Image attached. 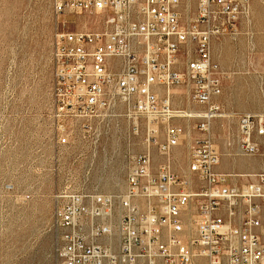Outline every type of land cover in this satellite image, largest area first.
Segmentation results:
<instances>
[{"label": "built area", "instance_id": "2783aa9c", "mask_svg": "<svg viewBox=\"0 0 264 264\" xmlns=\"http://www.w3.org/2000/svg\"><path fill=\"white\" fill-rule=\"evenodd\" d=\"M52 7L57 144L70 151L86 144L93 165L101 142L117 138L104 142L105 161L125 148L127 170L119 194L58 196L60 264H264V173H218L222 154L210 134L227 117L218 100L231 78L214 64L212 45L253 37L251 0H196L189 21L188 0H52ZM68 16H96L103 26L71 32ZM181 87L203 112L174 108L170 90ZM182 119L200 120L206 135L189 148L191 181L172 170L173 150L188 139L175 123ZM135 139L144 151L134 152ZM238 141L239 155L264 156V114L238 117Z\"/></svg>", "mask_w": 264, "mask_h": 264}, {"label": "rangeland", "instance_id": "374dc122", "mask_svg": "<svg viewBox=\"0 0 264 264\" xmlns=\"http://www.w3.org/2000/svg\"><path fill=\"white\" fill-rule=\"evenodd\" d=\"M184 9L189 21L196 0ZM253 37L221 38L213 42V62L231 75L218 100L227 117L217 119L211 137L222 154L218 173H264V156H241L238 117L264 114V0H251ZM71 32L98 30L99 17L68 16ZM57 18L52 0H0V264H60L58 249L63 231L55 213L63 192L98 190L119 194L126 186V164L115 159L104 168L89 163L75 169L70 147L57 144L53 121L55 66L53 49ZM246 33V26H242ZM161 96L167 91L161 89ZM174 108L194 114L204 111L192 102L187 88H173ZM188 132L185 144L172 152V170L183 180L189 174V148L205 138L200 120L182 119ZM146 136L143 130L138 139ZM114 140L104 142H116ZM263 143V139L259 140ZM112 148V147H111ZM155 162L162 158L155 151ZM247 178H238L245 184Z\"/></svg>", "mask_w": 264, "mask_h": 264}, {"label": "crops", "instance_id": "0c3cea01", "mask_svg": "<svg viewBox=\"0 0 264 264\" xmlns=\"http://www.w3.org/2000/svg\"><path fill=\"white\" fill-rule=\"evenodd\" d=\"M225 111V110H224ZM136 142L133 149L135 153H140L142 151H144L145 149V145L144 142H141V140L135 139ZM112 145L108 144L106 146V149L108 151L112 150ZM123 150H121V154L124 153L125 148H122ZM91 148L89 146H87L86 144H82L80 146L75 145L72 149H71V154L72 156H74V165H75V169L77 170V168H79V170L82 171V169H84L85 167L88 166V163L90 162V160L86 159L89 156V153L91 152ZM96 160L94 161L95 164H98L100 168H104V142H101L100 146L98 147V149L96 150Z\"/></svg>", "mask_w": 264, "mask_h": 264}]
</instances>
